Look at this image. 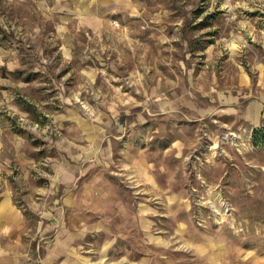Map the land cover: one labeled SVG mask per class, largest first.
<instances>
[{
	"label": "rangeland",
	"instance_id": "374dc122",
	"mask_svg": "<svg viewBox=\"0 0 264 264\" xmlns=\"http://www.w3.org/2000/svg\"><path fill=\"white\" fill-rule=\"evenodd\" d=\"M263 125L264 0H0V264H264Z\"/></svg>",
	"mask_w": 264,
	"mask_h": 264
},
{
	"label": "trees",
	"instance_id": "16d2710c",
	"mask_svg": "<svg viewBox=\"0 0 264 264\" xmlns=\"http://www.w3.org/2000/svg\"><path fill=\"white\" fill-rule=\"evenodd\" d=\"M255 139L258 144H264V125L256 129Z\"/></svg>",
	"mask_w": 264,
	"mask_h": 264
},
{
	"label": "bare ground",
	"instance_id": "6f19581e",
	"mask_svg": "<svg viewBox=\"0 0 264 264\" xmlns=\"http://www.w3.org/2000/svg\"><path fill=\"white\" fill-rule=\"evenodd\" d=\"M63 172H64V171H63ZM102 213H103V214H106V213H107V210L102 209ZM183 228H184V227H183L182 225H180L178 229H179V230H183ZM67 244H68V240L65 239V240L62 241V245H67ZM63 248H64V247H63ZM63 248H62V249H63ZM103 252H104V253H103V258H104V256L106 255V249H105ZM103 258H102L101 260H103Z\"/></svg>",
	"mask_w": 264,
	"mask_h": 264
},
{
	"label": "crops",
	"instance_id": "0c3cea01",
	"mask_svg": "<svg viewBox=\"0 0 264 264\" xmlns=\"http://www.w3.org/2000/svg\"><path fill=\"white\" fill-rule=\"evenodd\" d=\"M69 242H70V240H68V244H69ZM3 258L6 259V261H10L11 260L9 255H7L6 257L3 256Z\"/></svg>",
	"mask_w": 264,
	"mask_h": 264
}]
</instances>
